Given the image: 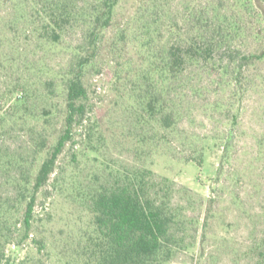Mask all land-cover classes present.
<instances>
[{"label": "rangeland", "instance_id": "374dc122", "mask_svg": "<svg viewBox=\"0 0 264 264\" xmlns=\"http://www.w3.org/2000/svg\"><path fill=\"white\" fill-rule=\"evenodd\" d=\"M132 1L124 2V14ZM245 1L169 0L166 8L186 30L205 7L209 14H224L241 32L234 40L238 50L231 53L237 59L264 47V15ZM32 2L0 1L3 163L12 155L32 159L30 145L38 136L28 126L40 125L45 111L49 112L46 132L52 135L51 141L62 131L65 92L61 78L77 57L74 48L85 44L83 26L67 30L58 43L45 42L29 31L20 16ZM108 42L84 68L87 97L82 121L73 125L72 138L59 154L55 171L37 194L29 235L20 238L21 223L12 228L13 236L5 245L8 264H89L84 243L94 224L85 193L106 181V168L123 165H145L171 184V204L183 222L176 230L181 246L167 264L253 262L256 254L247 251V238L253 227L258 230L264 225V58L248 68L242 66L239 86L233 83L232 68L224 72L228 54L223 51L190 66L187 75L197 92H185L179 133L161 129L165 136L154 143L149 139L150 124L144 126L147 139L141 144L138 139L144 132L136 123L140 111L131 91L133 79L123 70L130 64L121 67L130 57L132 44L121 45L120 54ZM21 90L27 95L25 123L7 116ZM5 114L7 118L2 120ZM35 114L41 118L33 120ZM228 127L233 136L228 158L221 162ZM5 167L0 166V192L4 194L10 190L7 176L21 173ZM18 218L20 221L22 215Z\"/></svg>", "mask_w": 264, "mask_h": 264}, {"label": "trees", "instance_id": "16d2710c", "mask_svg": "<svg viewBox=\"0 0 264 264\" xmlns=\"http://www.w3.org/2000/svg\"><path fill=\"white\" fill-rule=\"evenodd\" d=\"M125 1L34 0L20 16L28 30L45 42L58 43L67 30L76 26L85 27L86 33L85 44L74 48L77 57L61 78L65 92L62 131L51 141L52 135L46 132L49 112L45 111L40 125L34 122L28 126L38 136V141L30 145L32 159L27 161L22 155H12L4 163L0 161L2 169L8 166L21 172L20 176L8 175L6 183L10 184V190L6 194L0 192V264L9 263L5 245L13 236L12 228L21 223V239L30 233L37 194L55 171L59 154L72 138L73 125L82 121L83 100L87 97L82 80L84 68L105 42L110 41V49L120 54L121 45L128 41L132 44L130 57L125 58L121 67L130 64V68L123 70L133 79L131 91L140 111L136 123L144 132L138 139L141 144L147 139L144 126L150 124L149 139L154 143L164 138L161 129L169 134L179 133L185 92L187 89L197 92L187 75L190 66L223 51L228 54L224 72L232 68L233 83L239 86L237 78L242 66L248 68L264 58V47L247 51L237 59L233 57L231 53L238 50L234 40L241 32L219 11L209 14L205 7L204 13L193 16V25L186 30L178 25L179 18H171L166 8L169 0H133L128 7L130 11L124 14ZM245 2L252 9L256 5L260 15H264V0ZM26 97L21 90L12 100L9 119L25 123ZM7 116H2V120ZM33 118L41 117L35 114ZM232 136V127H228L221 162L228 158ZM39 158L35 170H31ZM25 163L27 169H24ZM105 170L106 181L85 193L94 224L93 232L85 237L86 261L89 264H167L181 246L176 230L183 222L171 204L170 182L166 177H156L145 165ZM261 208L264 213V205ZM19 215H22L20 221ZM247 251L256 254L253 262L247 264H264V225L258 230L253 227L249 233Z\"/></svg>", "mask_w": 264, "mask_h": 264}]
</instances>
